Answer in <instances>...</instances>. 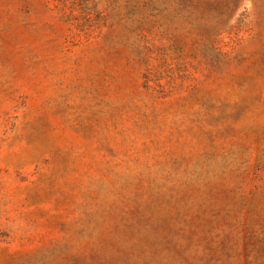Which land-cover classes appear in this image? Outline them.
<instances>
[{
  "label": "rangeland",
  "instance_id": "374dc122",
  "mask_svg": "<svg viewBox=\"0 0 264 264\" xmlns=\"http://www.w3.org/2000/svg\"><path fill=\"white\" fill-rule=\"evenodd\" d=\"M0 264H264V0H0Z\"/></svg>",
  "mask_w": 264,
  "mask_h": 264
}]
</instances>
